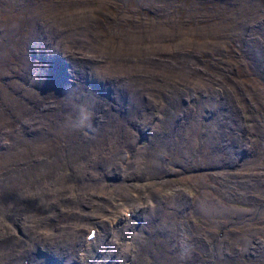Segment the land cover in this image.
Here are the masks:
<instances>
[{"label": "rangeland", "instance_id": "1", "mask_svg": "<svg viewBox=\"0 0 264 264\" xmlns=\"http://www.w3.org/2000/svg\"><path fill=\"white\" fill-rule=\"evenodd\" d=\"M73 2L0 0V119H11L0 137V154L9 155L0 159V245L9 246L17 232L38 237L37 223L30 232L12 227L10 198L43 189L54 174L51 189L64 188L36 192L37 198L61 206L54 209L64 219L82 212L87 224L101 226L89 261L80 264H99L92 258L103 257L96 250L102 242L115 249L109 224L117 225L124 207L131 214L121 243L131 238L130 247L106 264H264V0ZM54 39L71 43L60 47ZM97 66L109 76L104 81L95 79ZM82 110L90 122L74 130ZM134 110L145 116L132 123ZM34 119L39 121L32 124ZM16 124L28 134L17 137ZM98 146L111 153V164L93 156ZM72 188L76 198L68 196ZM202 195L204 204L247 213L203 211ZM130 196L137 207L127 203ZM44 206L31 204V211L46 215ZM75 224V237L82 238L89 226ZM46 231L52 232L40 234L46 250L30 253L32 264H56L51 256L73 254L67 243L53 244L56 235ZM66 234L74 238L66 231L64 241ZM0 254V264L13 257L5 248Z\"/></svg>", "mask_w": 264, "mask_h": 264}, {"label": "bare ground", "instance_id": "2", "mask_svg": "<svg viewBox=\"0 0 264 264\" xmlns=\"http://www.w3.org/2000/svg\"><path fill=\"white\" fill-rule=\"evenodd\" d=\"M82 1V0H81ZM87 1V0H86ZM249 1V0H248ZM33 2V1H32ZM61 2V1H60ZM70 2H71V0H70ZM79 2V1H78ZM66 3V2H65ZM65 3H63V4H65ZM75 3V0H74V2L72 3V4H74ZM37 4V3H36ZM56 4H58V3H56ZM55 4V5H56ZM59 4H61V3H59ZM54 5V4H53ZM48 6V5H47ZM70 6H71V4H70ZM85 6V5H84ZM220 6H221V4H220ZM54 7V6H53ZM222 7V6H221ZM44 8V7H43ZM46 8V7H45ZM48 8H49V6H48ZM56 8V7H55ZM54 8V9H55ZM65 8L67 9V7L65 6ZM218 8V7H217ZM220 8V7H219ZM53 8H51V10H52ZM72 9V8H71ZM44 10V9H43ZM219 10V9H218ZM42 11V10H41ZM55 11V10H54ZM47 12H50V11H47ZM53 12V11H52ZM42 13V12H41ZM44 13H46V12H44ZM55 13V12H54ZM50 14H53V13H50ZM46 15V14H45ZM44 15V16H45ZM54 16V15H53ZM56 16V15H55ZM42 17H43V15H42ZM47 17H49V16H47ZM52 17V16H51ZM48 19V18H47ZM129 19V18H128ZM246 19H247V17H246ZM50 20V19H49ZM53 21V20H52ZM55 21V20H54ZM53 21V22H54ZM48 23H50L49 21H48ZM55 23V22H54ZM52 24V23H51ZM46 25V24H45ZM54 24H52V26H53ZM14 26H15V23H13V25H11V26H7V25H4L3 27H4V29L6 28V27H8V28H10V29H13L14 28ZM47 28V27H46ZM48 28H49V26H48ZM50 29V28H49ZM253 30V29H252ZM53 31V29H51L50 30V32L51 33H53L52 32ZM251 31V30H250ZM249 32V31H248ZM250 33H252V32H250ZM255 33V32H254ZM252 35V34H251ZM247 36V35H246ZM250 38H252V37H250ZM248 39H249V37H248ZM253 39V38H252ZM258 39V38H257ZM256 39V40H257ZM54 40H56V39H54ZM244 41H245V39H244ZM48 43V42H47ZM69 43H71V42H69V41H67V42H65V43H61L59 40H56V43L55 44H59V45H61L60 47H63V46H68L69 45ZM55 44H53L52 46H54L53 47V49H55L57 46L55 45ZM246 44V43H245ZM53 49H51V52H54V50ZM219 49V48H218ZM133 57V56H132ZM184 58V57H183ZM61 59V58H60ZM185 59V58H184ZM188 59V58H187ZM186 61V60H185ZM182 62V61H181ZM186 62H188V61H186ZM184 63V62H183ZM181 64V63H180ZM163 65V64H162ZM186 66V65H185ZM213 68L215 67V66H212ZM183 68V67H182ZM188 68V67H187ZM186 70V69H185ZM187 72V71H186ZM185 73V72H184ZM93 74H94V76H95V79H97V81H99V80H103L104 81V77H106V76H108V75H106V73L102 70V69H100L98 66H97V69H94V71H93ZM176 74V73H175ZM181 75H183V74H181ZM171 76V75H170ZM175 76V75H174ZM109 77V76H108ZM158 77V76H157ZM154 79V78H153ZM147 80V79H146ZM151 82V81H150ZM167 84V83H166ZM169 84H171V83H169ZM174 84V83H173ZM182 84V83H181ZM119 85L120 84H116V86H115V89H119ZM170 88V87H169ZM0 90H1V88H0ZM133 98V97H132ZM131 98V99H132ZM130 99V100H131ZM145 99V98H144ZM37 103H39V101L37 100L36 101ZM148 103H150V101L148 102ZM39 105H42V106H44V101H42V102H40L39 103ZM45 105H47V104H45ZM132 107H133V104H132ZM49 108H51V107H48V108H42L41 110H44V112H48V109ZM134 108V107H133ZM98 109V108H97ZM61 113V110L60 111H58V112H56V113H54L53 115H59ZM132 114V115H131ZM131 114H128V116H133L132 117V120H131V122L132 123H134L135 121L133 120V118H136L137 116H141L142 114H140V113H138V112H136L135 110L131 113ZM142 116H145V115H142ZM147 119V118H146ZM39 121V119L38 120H36V119H34V121L33 122H31L32 124H34V123H36V122H38ZM136 121H138V120H136ZM11 122V119H7V118H5V117H3L2 119H0V137H2V136H4V133L9 129V127H10V123ZM104 122H100L99 124H97L96 125V127L95 128H97L99 125H101V124H103ZM132 123H131V127H130V130H134V131H137L138 129H136V127H135V125H132ZM107 125V123H105V126ZM118 126V125H117ZM20 127H24V125H23V123H21L20 122ZM121 127V126H120ZM139 127V126H138ZM14 131H16L17 130V124L15 125V126H12L11 127ZM94 128V129H95ZM122 128V127H121ZM123 128H124V126H123ZM174 128V127H173ZM93 129V130H94ZM181 130H184V129H179V130H176V132H180ZM91 133H94V132H91ZM28 133L25 131V132H23V130H17V137L18 136H20V135H27ZM133 135V134H132ZM206 135L207 136H209L208 135V133H206ZM144 135H143V133H142V137H143ZM163 138H164V134H163ZM38 139V138H37ZM39 139H41V138H39ZM32 140H35V139H32ZM27 141V140H26ZM43 141V140H42ZM108 141H109V139H108ZM132 141V144H133V142L135 141V139L134 140H131ZM45 142V141H44ZM49 142V141H48ZM20 143V142H19ZM35 143H37V142H35ZM162 143V145H163V143H164V141H162L161 142ZM16 144H17V141H16ZM15 144V145H16ZM33 144V143H32ZM41 144V143H40ZM43 144V143H42ZM36 145V144H35ZM39 145V144H38ZM19 146V145H18ZM46 146V145H45ZM48 146V145H47ZM46 146V147H47ZM110 146V145H109ZM131 146V145H130ZM135 146V145H134ZM16 148H17V145L15 146ZM42 147V146H41ZM49 147V146H48ZM133 147V146H132ZM180 147H184V144H183V142H181V144H180ZM45 148V147H44ZM43 148V149H44ZM53 148V147H52ZM42 149V148H41ZM45 149H47V148H45ZM126 149V148H125ZM134 149V148H133ZM138 149V148H137ZM182 149V148H181ZM17 150V149H16ZM109 150V149H108ZM92 151H93V156H96V154H99L101 157H103L104 159H105V161L108 163V164H111V153H109V152H107L106 151V149H105V147H102V146H98V147H95V148H93L92 149ZM116 151V150H115ZM130 151V150H129ZM126 152V151H125ZM135 152V151H134ZM140 152V151H139ZM49 153V152H48ZM57 154V153H56ZM116 154V153H115ZM114 154V155H115ZM55 155V154H54ZM71 155V154H70ZM75 155V154H74ZM98 155V156H99ZM113 155V154H112ZM113 155V156H114ZM117 155V154H116ZM43 156V155H42ZM57 156V155H56ZM72 156V155H71ZM99 156V157H100ZM151 156V155H150ZM156 156V155H155ZM7 157H9V155L7 154V152L5 151L4 153H3V155H1L0 154V159H6ZM45 157V156H44ZM70 157V156H69ZM143 157V156H142ZM145 157V156H144ZM75 158V157H74ZM115 158V157H114ZM113 158V159H114ZM126 158V157H125ZM127 158H128V156H127ZM55 159V158H54ZM94 159V158H93ZM116 159H119L118 157L116 158ZM130 159V158H129ZM149 159V158H148ZM147 159V160H148ZM156 159V158H155ZM46 160V159H45ZM52 160V159H51ZM99 159L97 158V161H98ZM128 160V159H127ZM125 161V160H122L121 161V163L122 162H125L126 163V165L128 164V161ZM130 160H132V159H130ZM47 161V160H46ZM55 161V160H54ZM54 161H52V164H53V162ZM101 161V160H100ZM113 161V160H112ZM146 161V160H145ZM51 163V162H50ZM114 163V162H113ZM142 163V162H141ZM151 163V162H150ZM153 163V162H152ZM40 164V163H39ZM131 164V163H130ZM133 164V163H132ZM40 165H42V164H40ZM44 165V164H43ZM90 165V164H89ZM104 165H106V164H104ZM119 165V164H118ZM152 165V164H151ZM36 166V165H35ZM47 166H48V164H47ZM46 166V167H47ZM97 166V165H96ZM95 166V167H96ZM99 166V165H98ZM129 166V165H128ZM132 166V165H131ZM130 166V167H131ZM134 166H135V164H134ZM40 167V166H39ZM43 167V166H42ZM41 167V168H42ZM95 167L94 166H91V168L95 171ZM110 167V166H109ZM115 167V166H114ZM144 167V166H143ZM88 168H90V166L88 167ZM101 168V167H100ZM103 168V167H102ZM106 168V167H105ZM129 168V167H128ZM97 169V168H96ZM107 169H109V168H107ZM34 170H36V169H34ZM48 170V169H47ZM50 170V169H49ZM93 170H92V172H93ZM100 170V169H99ZM106 170V169H105ZM43 171H44V169H43ZM42 171V172H43ZM67 171V170H66ZM109 171V170H108ZM40 172H41V170H40ZM47 172V171H46ZM91 172V173H92ZM120 172L124 175H126L127 174V167H125L124 168V170L123 171H121V169H120ZM136 172V171H135ZM90 173V172H89ZM88 173V174H89ZM139 173V172H138ZM143 174V173H142ZM93 175V174H92ZM60 176V175H59ZM95 176V175H94ZM105 176V175H104ZM135 176V175H134ZM138 177V176H137ZM146 177V176H145ZM144 177V178H145ZM49 179H46L45 180V183H44V188L43 189H41L40 187H37V188H35L33 191H26L24 194L23 193H20V191H19V193H18V195L16 194V196H15V198H10V205H13V206H15V208L13 209V215H11V218H12V221L10 222V224L12 225V227L13 228H15L16 230H19V229H23V228H25V227H27V229H28V231L30 232V230L33 228V227H30L31 226V224L32 223H37L38 225H39V228L40 229H44V231H43V233H42V231L40 230V229H36V230H38V237L37 238H35V237H33L30 233H28V234H24V233H16L14 236H13V240L9 243V246H6L7 245V243H3V244H1L0 245V249L1 248H5V252L6 253H8L9 252V255H10V253L12 254L13 253V257H9V259L7 260V261H5V263L4 264H32V261H31V259H33V257L32 256H30V253H32V252H34V251H36V249H44V250H46V246H47V243H46V239L45 238H41L40 237V234H43V236H51V234H52V232H50V231H46V229H47V227L49 228V230H52L53 232H54V235H56V238H54V239H52L53 241V244L54 243H57V244H59V245H63L62 247H65L66 246V243L68 244V247H69V251H71L73 254H67V255H65V256H61V258H59V259H54V257L53 256H51L50 257V259L49 260H53L56 264H68L67 262H69L70 261V259L68 258V257H74L75 258V263L74 264H80V263H84V262H86L87 260L89 261V259H90V256H91V253H92V251H93V249H90L91 248V243H93V242H95L96 241V239L99 237V235H100V232H101V226L100 225H98V223L97 222H95V223H91V224H93V225H89V224H87V218H89V216L88 217H86L85 216V214H83L81 211H83V209L84 208H80L79 209V211L81 212V214H80V216L79 215H77V217L76 218H71L70 216H66L67 217V219H64V217H63V215H61L60 213H59V208H61V206H59V205H56L55 203H53V201H47L46 202V197H44V196H39L38 198H37V194H36V192H38V193H40V192H42V191H44V190H47V189H50V190H62L63 188H64V186L62 185V184H59V185H53L52 186V189H51V186H50V183H52V181H54L56 178H55V175L53 174V175H50L49 177H48ZM59 178V177H58ZM95 178V177H94ZM21 179V178H20ZM76 179V178H75ZM106 179V178H105ZM131 179V178H130ZM27 180V179H26ZM59 180V179H58ZM133 180V179H132ZM89 181V180H88ZM101 181V180H100ZM119 181V180H118ZM84 182H86V180L85 179H83V183ZM150 182V181H149ZM90 183V182H89ZM96 183V182H95ZM98 183V182H97ZM118 183H120V182H118ZM117 183V184H118ZM74 184H75V186H76V182H74ZM98 185V184H97ZM97 185H95V186H97ZM108 185V184H107ZM106 185V186H107ZM115 185V184H114ZM124 185V184H123ZM123 185H121V186H123ZM93 186V185H92ZM94 186V187H95ZM99 187L98 188H100V187H103L104 186V184H103V182H102V184H100V185H98ZM77 187H78V189H77ZM82 187V186H81ZM93 187V188H94ZM120 187V186H119ZM118 187V188H119ZM149 187H150V185H149ZM152 187V186H151ZM113 188V187H112ZM114 188H116V187H114ZM124 188V187H123ZM73 189V188H72ZM76 189L77 190H79L80 189V182L78 181V186H76ZM76 189H73L74 191H72L71 189H70V191L71 192H69L68 193V191H67V193H68V196L69 197H71V198H73V197H77L78 196V194H77V190ZM97 189V188H96ZM95 190V189H94ZM99 190V189H98ZM97 190V191H98ZM105 190V189H104ZM120 190V189H119ZM151 190V189H150ZM103 191V190H102ZM152 191V190H151ZM104 192V191H103ZM129 192H131V191H129ZM105 193V192H104ZM91 194V193H90ZM136 194V193H135ZM32 195V196H31ZM33 195H35V196H33ZM86 196V195H85ZM94 197V196H93ZM131 197V196H130ZM88 198H90V197H88ZM92 198V197H91ZM79 200L80 201H82V202H85L84 201V198H83V196L81 195L80 196V198H79ZM89 200V199H88ZM126 201H127V199H125ZM204 200L206 201L207 199H205V196L204 195H202V200H201V208H202V210L203 211H212V210H215V211H217V212H219V211H223V210H230L231 212H233V213H236V214H238V215H240V214H246L247 213V210L246 209H242V208H237V207H232V206H230V207H227V206H225L223 203H220V202H218V204L216 203H207V204H204ZM78 201V200H77ZM94 200H92V202H93ZM121 201V200H120ZM216 201V200H215ZM125 202V201H124ZM79 203V202H78ZM128 204H130V205H132L133 207H137V203H135V200L131 197V200H129L128 202H127ZM1 204V203H0ZM31 204H35V206L38 208L39 206H43V205H45V206H47V214L46 215H43L42 213H33L31 210H33L32 208H31ZM82 204V203H81ZM44 206V207H45ZM77 206V205H76ZM55 207H59L58 208V211L57 210H55L54 208ZM85 207V206H84ZM43 208V207H42ZM258 209V208H257ZM61 211V210H60ZM124 212V213H123ZM123 212H119L118 213V215L116 216V218H115V221L117 220V224L118 225H115V224H112V225H110L109 224V226L111 227V229H112V232H111V235H112V238L110 239V242H111V244L112 245H114L115 246V249H109V251H108V245L106 244V243H100V244H98V246H97V252L99 253V254H101L103 257H98V256H93L94 258L95 257H97L96 259H94V258H92L93 259V261L94 262H99V264H106L107 262H112L113 260H118L119 258H121L122 257V255H123V253H127V251L126 250H128L127 248H129L130 247V245H129V242H131V238H130V241L128 240V242H126L125 244H123L122 245V243H121V241H123V237H121V234H122V229L123 228H125L126 227V224H125V221H126V213L127 212H129V207H124L123 208ZM87 214V213H86ZM89 214V213H88ZM131 214V213H130ZM26 218L27 219V221H24V220H22V219H20V218ZM44 220H47V221H49V226H47L46 224L43 226V224H44ZM13 221H15V222H13ZM72 221H76V224L75 225H80V226H84L85 228L86 227H88L89 226V228H94L95 229V236L92 238V239H90V240H86L85 239V236H82V238L81 237H75L76 235H77V233H78V231H76L75 230V227H74V229H73V226H71V222ZM114 221V220H113ZM146 221V220H145ZM144 221V222H145ZM185 221V220H184ZM30 222V223H29ZM69 223H70V225H69ZM181 223V222H180ZM29 224V225H28ZM105 224V223H104ZM140 224V223H139ZM138 224V225H139ZM187 224V223H186ZM185 224V225H186ZM135 226H137V224L136 225H134V228H135ZM77 227V226H76ZM66 231H71V234L73 235V239L72 240H68V235L66 234L65 235V241H64V239H63V235H64V233H66ZM85 234V233H84ZM177 234H178V232H177ZM134 236H135V234H133ZM231 235V234H230ZM251 235V234H250ZM178 236V235H177ZM182 236V235H181ZM235 237V236H234ZM134 238H136V236L134 237ZM236 238H237V236H236ZM58 239H59V241H58ZM112 239H113V241L115 242V241H117L118 243H121V244H115L113 241H112ZM244 239V238H243ZM132 240H133V238H132ZM218 242V241H217ZM238 242V241H237ZM198 243V242H197ZM240 243V242H239ZM241 244H244V243H241ZM48 246L50 247V246H52V245H49L48 244ZM215 246V245H214ZM220 246V245H219ZM99 247L101 248V249H104V250H102V251H100L99 250ZM217 247V246H216ZM219 248H221V247H219ZM18 249H20L18 252H17V250ZM182 249V248H181ZM245 249V248H244ZM241 250V249H240ZM240 250L238 251V252H240ZM106 251H108L107 253H106V255L105 254H103L104 252H106ZM76 254H75V253ZM182 252V251H181ZM219 252H221V251H219ZM237 252V251H236ZM241 252H242V250H241ZM223 253V252H222ZM221 253V254H222ZM243 253V252H242ZM185 254H186V250L185 251H183L182 252V256L184 255L185 256ZM244 254V253H243ZM57 255V257H59V253H57L56 254ZM113 255H115V256H113ZM180 255V254H179ZM180 255V256H181ZM258 255V254H257ZM261 255V254H260ZM19 256V257H18ZM18 257V258H17ZM241 257H243L242 255H241ZM261 257V256H260ZM5 258H7V257H5ZM172 258V257H171ZM219 258V257H218ZM264 258V257H263ZM0 259H1V254H0ZM59 260H63V262H59ZM128 261V260H127ZM31 262V263H30ZM116 262V261H115ZM178 263V262H177ZM36 264H43V262H41V261H38L37 260V263ZM114 264V263H113ZM176 264V263H175Z\"/></svg>", "mask_w": 264, "mask_h": 264}, {"label": "clouds", "instance_id": "3", "mask_svg": "<svg viewBox=\"0 0 264 264\" xmlns=\"http://www.w3.org/2000/svg\"><path fill=\"white\" fill-rule=\"evenodd\" d=\"M90 122V115H84L82 110V115L78 117V122L72 125L74 130H80L87 127Z\"/></svg>", "mask_w": 264, "mask_h": 264}]
</instances>
